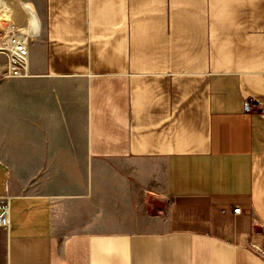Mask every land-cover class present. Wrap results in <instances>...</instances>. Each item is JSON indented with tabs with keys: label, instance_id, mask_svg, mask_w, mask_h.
<instances>
[{
	"label": "crops",
	"instance_id": "0c3cea01",
	"mask_svg": "<svg viewBox=\"0 0 264 264\" xmlns=\"http://www.w3.org/2000/svg\"><path fill=\"white\" fill-rule=\"evenodd\" d=\"M29 1L0 264H264V0Z\"/></svg>",
	"mask_w": 264,
	"mask_h": 264
},
{
	"label": "built area",
	"instance_id": "2783aa9c",
	"mask_svg": "<svg viewBox=\"0 0 264 264\" xmlns=\"http://www.w3.org/2000/svg\"><path fill=\"white\" fill-rule=\"evenodd\" d=\"M1 38V37H0ZM35 38L32 35H25L22 32H11L6 40L0 39V53L5 56V68L1 69V81L23 78L29 76L28 66L30 57V42ZM264 112V101L247 99L243 103V114ZM7 193L8 189L6 188ZM10 197L8 194L0 198V228L7 229L9 220ZM241 209L235 208L233 214L239 215ZM248 251L258 259L264 261V248L248 243Z\"/></svg>",
	"mask_w": 264,
	"mask_h": 264
},
{
	"label": "bare ground",
	"instance_id": "6f19581e",
	"mask_svg": "<svg viewBox=\"0 0 264 264\" xmlns=\"http://www.w3.org/2000/svg\"><path fill=\"white\" fill-rule=\"evenodd\" d=\"M6 5L8 10L0 13V17H3L13 30L17 28L23 34H31L32 37H36L39 34L40 17L31 3H24L21 0H9ZM10 30L7 29L6 33H3L4 39L2 40H6L9 37Z\"/></svg>",
	"mask_w": 264,
	"mask_h": 264
},
{
	"label": "rangeland",
	"instance_id": "374dc122",
	"mask_svg": "<svg viewBox=\"0 0 264 264\" xmlns=\"http://www.w3.org/2000/svg\"><path fill=\"white\" fill-rule=\"evenodd\" d=\"M9 0H0V13L6 12L7 9V5ZM24 3L30 2L29 0H21ZM5 28V29H4ZM4 29V30H3ZM7 29H11L10 32H21L19 30H17V28H14L15 30H13L10 25L5 22V19L3 17H0V39H4V34L6 33ZM4 33V34H3ZM29 34V33H28ZM10 35V34H9ZM31 35V34H29ZM38 36V35H37ZM36 36V37H37ZM35 38H33L31 41H33ZM31 44V42H30ZM5 56L0 53V71L1 69L5 68ZM2 72V71H1ZM0 80H1V75H0ZM9 80L6 81H1L0 82V96L3 95L5 98L8 96V91H7V84H8ZM6 89V90H5ZM3 90V91H2ZM5 90V91H4ZM4 106H6L4 104ZM6 116L5 118V123L7 126V119H8V115H7V106H6ZM80 123V134L76 137V155L78 156V158L80 159L81 162L85 161V154H84V141H83V134H82V120H79ZM7 143V136H0V144H6ZM1 155L7 156V153L4 152H0ZM87 163H81L82 165V169L85 168Z\"/></svg>",
	"mask_w": 264,
	"mask_h": 264
}]
</instances>
